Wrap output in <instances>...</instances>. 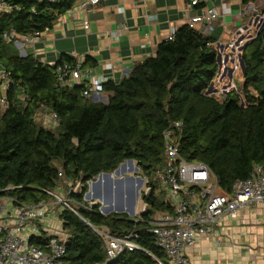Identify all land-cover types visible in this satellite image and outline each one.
<instances>
[{"label":"trees","instance_id":"1","mask_svg":"<svg viewBox=\"0 0 264 264\" xmlns=\"http://www.w3.org/2000/svg\"><path fill=\"white\" fill-rule=\"evenodd\" d=\"M4 1L10 10L0 12V65L10 85L0 113L1 194L25 204L52 199L47 192L57 187L61 176L77 181L81 173L88 180L112 173L125 160L150 175L162 164V132L174 121L182 123L179 154L206 164L222 193L230 194L236 181L247 179L253 165L264 172V22L239 49L244 68L241 91L229 90L220 98L211 93L218 73L212 45L217 39L184 24L120 82L103 83L105 102H100L82 96V85H55L53 66L72 63L70 57L43 64L31 54L19 56L3 37L50 29L78 0ZM41 111L55 113L57 125L44 126ZM68 196L78 205V215L67 209L58 213L66 234L62 264H166L149 223L154 212L164 210L153 191L142 195L149 207L137 222L126 214L103 215L98 204L84 209L80 205L88 202L83 195ZM86 222L106 226L114 236L134 227L140 249L105 262L103 242ZM48 239L42 234L29 243L43 248Z\"/></svg>","mask_w":264,"mask_h":264},{"label":"built area","instance_id":"2","mask_svg":"<svg viewBox=\"0 0 264 264\" xmlns=\"http://www.w3.org/2000/svg\"><path fill=\"white\" fill-rule=\"evenodd\" d=\"M101 1L103 0H82L80 7L86 8ZM199 2L200 0H190L189 5L194 7ZM9 10L10 6L4 0H0V12ZM247 10L254 15L248 28L238 27L237 32L240 39L233 38L225 45L216 44L217 41L212 43L220 57L240 58L239 49L251 36L248 34L249 28L255 24L259 26L263 24L264 0L249 3ZM218 19L219 13L216 9H203L200 14L189 17L186 25L201 35L209 37L212 36L215 22ZM48 30L21 36L10 32L5 33L3 37L6 42L13 43L19 56L25 57L31 54L35 57L37 53L35 44ZM174 33L175 30L171 29L167 40L172 39ZM28 49H31V52H28ZM39 61L47 64L45 59ZM53 67L56 86L82 85V96L94 101L105 99L102 96L103 82L94 79L90 80L86 86L82 84L85 75L81 71L79 63H61ZM232 67L235 69V65L232 64ZM0 69V107L4 109L10 79L1 65ZM47 114V116H43V119L47 121L48 125H44V123L43 125L55 127L59 121L58 117L52 112H47ZM181 129L182 123L174 121L162 132L164 160L150 175H143V181L147 185L143 195L153 191L156 200L164 207V210L154 212L149 223L152 226L154 245L164 253L166 264H187L183 254L184 250L193 246L195 236L209 234L224 215L234 217L244 207L254 204L264 205V172L260 165H253L250 176L245 180L236 181L232 186L231 193L224 194L219 190L217 179L206 164L187 161L179 154L177 141ZM127 162V160L123 161L119 168ZM96 180L97 176L87 181L94 182ZM70 182L72 183L67 189L68 194L73 192V186L76 183V181ZM55 193L54 190L47 192L54 203L61 204L62 209H67L78 215L76 208L70 204L73 201L64 200ZM43 206L42 201L25 204L20 203L12 196L0 193V264H62L60 258L64 253L65 233H59L60 236H48L49 239L43 248L29 243L32 237L40 236L37 222L44 216L40 212ZM80 206L90 210L95 206V202H88V204ZM148 207V203L143 201L140 205V212L131 219L137 222ZM99 212L102 213L100 209ZM111 212L112 210L109 214ZM59 221L57 223L61 227ZM86 223L103 242L105 262L113 261L123 251L131 252L140 249L134 241L136 238L134 227L122 236H114L106 226L95 227Z\"/></svg>","mask_w":264,"mask_h":264},{"label":"crops","instance_id":"3","mask_svg":"<svg viewBox=\"0 0 264 264\" xmlns=\"http://www.w3.org/2000/svg\"><path fill=\"white\" fill-rule=\"evenodd\" d=\"M81 1L40 37L35 57L51 65L70 57L85 75L84 86L94 79L120 82L135 64L154 54L171 29H178L203 9L219 13L212 33L216 44L231 42L233 28H248L254 15L242 0H200L202 5L194 7L190 0H103L86 8L80 7ZM43 116L42 122L48 125ZM48 200L42 201L39 235L60 236L59 212L53 200ZM183 254L187 264H264V205L244 207L234 217L224 215L209 234L195 236L193 246Z\"/></svg>","mask_w":264,"mask_h":264},{"label":"rangeland","instance_id":"4","mask_svg":"<svg viewBox=\"0 0 264 264\" xmlns=\"http://www.w3.org/2000/svg\"><path fill=\"white\" fill-rule=\"evenodd\" d=\"M244 24L245 23H243V25ZM258 26L259 25L257 24L251 26V28H249L248 30V34H250L251 36L254 35L256 31H258L259 28L261 27V26L259 27ZM237 34L238 33L236 29L233 28L232 36L234 38H237L236 37ZM226 42L227 41L224 40L220 44L225 45ZM223 60H226L227 67L232 68V72L230 74H228V70H225V71L223 70L224 68ZM220 61H221L222 67L220 71L217 73L213 81V84L211 85V89H212L211 93L215 94V96H217L218 98H220V96L223 93L229 90L236 89L237 91H241V85H242V76H241L242 71L240 67V58L237 57L235 59L234 57H232V59H230L229 57L222 56L220 57ZM232 64L235 65V69L234 67H232ZM0 72H1V69H0ZM41 112H42V115H46V116L48 115L46 112H43V111ZM35 120L37 121L36 115H35ZM112 175H113L112 178L108 177V178H104L102 181L98 180L99 183L91 189L90 192H92L93 190V193L96 196L95 199L91 198L89 200H84L83 198V201L95 202V204L96 205L98 204L99 207L104 206L103 205L104 203L109 204L111 202H116L117 207H121L123 209H124V204L126 203V208L124 209L125 211H122L121 214H126L129 218L133 219L136 216V214L140 212V205H142L143 203V200H142V195L144 193L143 191L147 186L145 182L143 181V175H144L143 171L140 168V166L136 162L133 161L132 163H129V162L125 163L123 166H121L117 170L116 173H112ZM123 179H127L129 181L128 184L126 183V186H128L127 191L124 188L123 184L121 183V180ZM140 179H141V184L139 183ZM67 183H68V180H65L64 177L61 176L59 183H57V187L54 189V192H56L55 194L61 196L64 200L69 199L68 192H67V189L69 188V186ZM74 188L75 186H73V191H74ZM52 200L49 199L48 201H52ZM70 204L76 207L75 206L76 203L70 202ZM53 206L55 209H57V212H60V210L62 209L61 204L54 203ZM111 208H112L111 213H115L116 212L115 208L114 207H111ZM132 208L134 209V214H135L134 216L130 215L129 213V211Z\"/></svg>","mask_w":264,"mask_h":264},{"label":"water","instance_id":"5","mask_svg":"<svg viewBox=\"0 0 264 264\" xmlns=\"http://www.w3.org/2000/svg\"><path fill=\"white\" fill-rule=\"evenodd\" d=\"M217 62H218V72L220 71L221 69V61H220V55H217ZM223 64H224V68L223 70H228V74H230L232 72V68L231 67H227V63H226V60L223 61ZM240 67H241V71L243 72V63L242 61L240 60ZM129 163H132L133 161L132 160H127ZM120 166V165H119ZM119 166L112 172V173H116L117 170L119 169ZM112 173H100L97 175V180L92 182V181H87L86 180V177H84L81 173L79 174V177H78V180L76 181V184H75V188H74V194L75 196H80V195H83V198L84 200H89V199H95L96 196L94 195L93 193V190L92 192L91 189L97 185L99 183L98 179H100V177H104V178H108L110 175H112ZM139 183L141 184V180H139ZM86 189V190H85ZM96 205V204H95ZM99 209L102 211V213L104 215H108L110 213V211L112 210L111 207H99ZM116 210V213H121L122 211H124L123 208L121 207H116L115 208ZM130 215H134V209L132 208L130 211H129Z\"/></svg>","mask_w":264,"mask_h":264},{"label":"bare ground","instance_id":"6","mask_svg":"<svg viewBox=\"0 0 264 264\" xmlns=\"http://www.w3.org/2000/svg\"><path fill=\"white\" fill-rule=\"evenodd\" d=\"M112 176L113 175H110L109 176V178H112ZM104 179V177L102 176V177H100V179H99V181H102ZM128 180L127 179H123V180H121V183L123 184V186H124V188L126 189V191H127V187L128 186H126V183L128 184ZM104 206H106V207H114V208H116L117 207V205H116V202H111V203H109V204H103ZM126 208V203L124 204V209Z\"/></svg>","mask_w":264,"mask_h":264}]
</instances>
